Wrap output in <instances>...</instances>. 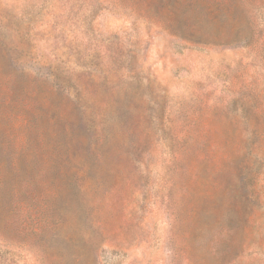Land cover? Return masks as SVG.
Masks as SVG:
<instances>
[{
	"label": "rangeland",
	"instance_id": "obj_1",
	"mask_svg": "<svg viewBox=\"0 0 264 264\" xmlns=\"http://www.w3.org/2000/svg\"><path fill=\"white\" fill-rule=\"evenodd\" d=\"M0 264H264V0H0Z\"/></svg>",
	"mask_w": 264,
	"mask_h": 264
}]
</instances>
